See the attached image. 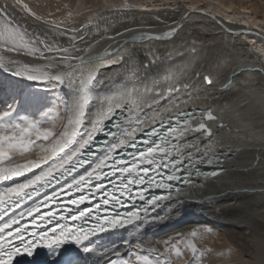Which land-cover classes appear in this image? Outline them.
<instances>
[{
    "label": "bare ground",
    "instance_id": "1",
    "mask_svg": "<svg viewBox=\"0 0 264 264\" xmlns=\"http://www.w3.org/2000/svg\"><path fill=\"white\" fill-rule=\"evenodd\" d=\"M170 1L178 0H139L134 2L136 7L127 11L118 8L125 0H0V5H12L13 22L29 33L63 47L74 44L77 49H88L92 45L89 52L78 54L112 53L90 65L97 70V79L103 81L89 85L87 99L92 104L121 89L156 91L174 86L181 89L174 102L186 101L182 110H195L199 116L210 109L217 117L207 122L212 130L210 138L203 133H190L187 140L202 151L210 146L205 159L210 158L213 163H202L196 168L218 174L196 176L184 188L178 204L173 198L171 211L157 209L153 215L164 219L145 227L143 248L127 232L103 237L102 247L117 246L127 264H137L138 258L145 256L152 264H166L164 246L155 242L200 227L210 230L197 241L198 247L205 250L201 264H264V0H183V4L177 2L174 10L159 8L161 2ZM23 4L38 17L54 15L63 20L71 12L75 21L67 25V34L62 35L63 29L52 31L47 20L44 24L36 19ZM200 5L205 9L196 11ZM170 28L178 30L169 39H132L137 34L156 35ZM73 35L77 39L70 42ZM5 55L22 65H44L43 60L27 54ZM129 58L139 66L136 79L125 71ZM39 70L57 73L70 69L59 65ZM77 90L67 82L30 80L0 68V112L11 108L17 122L39 120L45 126H59L77 98ZM112 121H106L105 131ZM124 239H128L127 245ZM66 249L74 251L81 264L107 262L85 257L80 246L66 242L58 250L44 247L35 249L32 256L20 254L13 264H59ZM185 259H190V254ZM139 264L144 262L140 260Z\"/></svg>",
    "mask_w": 264,
    "mask_h": 264
},
{
    "label": "snow or ice",
    "instance_id": "2",
    "mask_svg": "<svg viewBox=\"0 0 264 264\" xmlns=\"http://www.w3.org/2000/svg\"><path fill=\"white\" fill-rule=\"evenodd\" d=\"M12 7L7 3L0 5V68L30 80L67 82L78 90L77 98L67 109L66 119L59 126H45L39 120L17 122L11 108L0 112V264H13V258L22 253L32 256L38 247L58 250L66 242L80 246L85 257H98L107 260V264H127L117 246L102 247L100 241L105 236L111 238L127 232L143 248L145 227L164 219L153 213L162 208L171 211L173 198L178 204L193 175H201L196 166L213 163L212 159H205L210 146L202 151L196 143H189L187 136L203 133L210 138L212 130L207 122L217 117L210 109L199 116L195 110H182L186 101L174 102L181 91L174 86L156 91L121 89L92 104L87 99L89 85L103 84V81L97 79V70L90 65L112 53L81 55L78 53L89 52L92 45L88 49H77L74 44L63 47L29 33L13 22ZM121 7L132 5L125 0ZM23 8L36 19H44L36 16L27 4ZM71 17L69 12L68 18ZM51 23L52 31H61L62 21ZM177 30L170 28L156 35L137 34L132 39L165 40ZM67 32L65 28L61 34ZM69 39L71 42L77 37L73 35ZM22 53L43 60L44 65H22L5 55ZM59 65H68L70 70L57 73L39 70ZM138 67L133 58L125 62V71L131 72L133 79L138 77ZM205 79L212 83L209 78ZM114 118L112 128L105 131L106 121ZM99 133L105 139L97 143L95 137ZM210 174L215 176L218 172ZM154 189L166 195H157ZM65 192L76 198L65 197L69 202L62 203L58 197ZM86 202L91 206L81 208ZM209 231L192 228L155 243L164 246L162 255L166 264L177 261L201 264L205 250L198 247L197 241ZM128 242L123 240L125 245ZM189 254L190 259H185ZM109 256L113 258L107 259ZM140 260L152 264L147 256L138 258L137 264ZM59 264H81V261L74 251L66 249Z\"/></svg>",
    "mask_w": 264,
    "mask_h": 264
},
{
    "label": "rangeland",
    "instance_id": "3",
    "mask_svg": "<svg viewBox=\"0 0 264 264\" xmlns=\"http://www.w3.org/2000/svg\"><path fill=\"white\" fill-rule=\"evenodd\" d=\"M179 1V2H178ZM178 1H170V2H168L167 4H163V2H161V6L159 7V8H163V9H171V10H174L176 7H177V4L178 3H182L183 4V0H178ZM134 2H139V0H131V1H129V5H132V6H134V7H136L135 5V3ZM178 2V3H177ZM157 3V2H156ZM173 3V4H172ZM180 3V4H181ZM122 4H124V3H122ZM184 5H186L185 3H184ZM187 6V5H186ZM175 7V8H174ZM199 7V9H205L204 7H202L201 5L200 6H198ZM119 9H121V10H124V11H127V9L129 8V7H121V5L118 7ZM197 8V7H196ZM198 9V8H197ZM208 11H210V10H208ZM76 14V13H75ZM78 17H83L84 18V15L83 14H79L78 15ZM46 20L48 21V23L46 22ZM64 20H66V22L64 21ZM42 21V23H44L45 24V22L47 23V24H49V25H51L52 26V21H55V22H57V23H60L61 21L63 22V24L61 25V29H65L66 27H67V25H69L70 23H73L75 20H72L71 18H68V17H66V18H64L63 20H57V19H55V16L54 15H51V16H45V18L44 19H42L41 20ZM122 255V254H121ZM127 255H122V257H125V258H127L126 257ZM112 259V258H111ZM105 264H107V262L105 263ZM130 264V263H129Z\"/></svg>",
    "mask_w": 264,
    "mask_h": 264
}]
</instances>
